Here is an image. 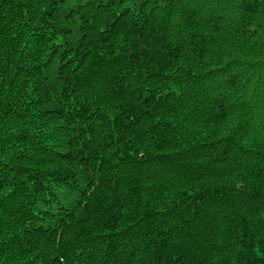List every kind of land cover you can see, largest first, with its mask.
Listing matches in <instances>:
<instances>
[{"label": "trees", "instance_id": "obj_1", "mask_svg": "<svg viewBox=\"0 0 264 264\" xmlns=\"http://www.w3.org/2000/svg\"><path fill=\"white\" fill-rule=\"evenodd\" d=\"M0 264H264V0H0Z\"/></svg>", "mask_w": 264, "mask_h": 264}]
</instances>
